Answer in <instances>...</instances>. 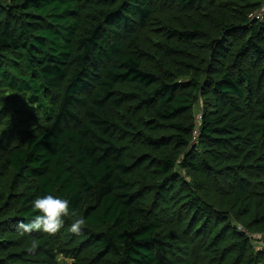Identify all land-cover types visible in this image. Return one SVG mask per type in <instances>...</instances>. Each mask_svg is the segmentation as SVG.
<instances>
[{
  "label": "trees",
  "instance_id": "16d2710c",
  "mask_svg": "<svg viewBox=\"0 0 264 264\" xmlns=\"http://www.w3.org/2000/svg\"><path fill=\"white\" fill-rule=\"evenodd\" d=\"M45 195L80 235H19ZM251 234L264 0H0V264H264Z\"/></svg>",
  "mask_w": 264,
  "mask_h": 264
},
{
  "label": "clouds",
  "instance_id": "9594fccd",
  "mask_svg": "<svg viewBox=\"0 0 264 264\" xmlns=\"http://www.w3.org/2000/svg\"><path fill=\"white\" fill-rule=\"evenodd\" d=\"M34 210L38 211L31 222L25 223L20 221L16 225V231L19 235L24 236L34 231L43 232L48 235H54L64 226V217H74L73 223L70 226V231L73 234L80 235L86 220L82 215L70 206L67 199H62L59 196L45 195L37 197L33 202ZM39 245V241L33 240L29 252H34Z\"/></svg>",
  "mask_w": 264,
  "mask_h": 264
},
{
  "label": "rangeland",
  "instance_id": "374dc122",
  "mask_svg": "<svg viewBox=\"0 0 264 264\" xmlns=\"http://www.w3.org/2000/svg\"><path fill=\"white\" fill-rule=\"evenodd\" d=\"M250 239H252V243L255 248L261 249L264 248V236H258V235H250Z\"/></svg>",
  "mask_w": 264,
  "mask_h": 264
},
{
  "label": "built area",
  "instance_id": "2783aa9c",
  "mask_svg": "<svg viewBox=\"0 0 264 264\" xmlns=\"http://www.w3.org/2000/svg\"><path fill=\"white\" fill-rule=\"evenodd\" d=\"M197 119H200V116H198Z\"/></svg>",
  "mask_w": 264,
  "mask_h": 264
}]
</instances>
